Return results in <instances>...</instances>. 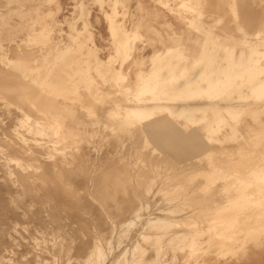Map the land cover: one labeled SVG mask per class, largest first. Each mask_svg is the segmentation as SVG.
<instances>
[{"label": "rangeland", "instance_id": "374dc122", "mask_svg": "<svg viewBox=\"0 0 264 264\" xmlns=\"http://www.w3.org/2000/svg\"><path fill=\"white\" fill-rule=\"evenodd\" d=\"M263 2L264 0H0V53L6 52L8 56V71L15 73L16 68L12 66L11 61L24 57L30 60L32 67L40 70L39 78L45 81L59 79L60 81H57L52 88L54 96H50L51 101L55 103L54 108L57 107L59 111L57 115L63 117L64 125H72L73 130L77 132L80 143L75 136L74 140L78 142L75 145L76 148L80 144L79 149L87 150V152L92 150V153L90 151L86 155V160L81 162L82 167L76 170L77 175L73 176L74 180L78 178L86 180V183L80 186L82 190H79L77 195L82 196V199L78 197L80 198V204L77 203L80 206L78 208L84 210L86 215L90 212L93 215H89L88 218L85 215L87 225L83 227L84 229L81 228L85 234L80 233V226L75 225L70 217L71 221H69L66 212H63V215L67 217V220L61 222L62 224L65 221L69 223L65 222L64 225L59 222L55 223L60 225H53L55 224L53 223L52 225L56 227H52L60 230H54L55 232L52 231V233L58 234L59 238L69 239L71 236L69 234H72L71 239L76 242L83 237V240H88L90 246L93 245V241L96 242L95 239L98 236L102 244L100 246L103 247L101 249L106 250L108 254L107 256L103 252L106 258L114 260L120 255L119 257H122L120 262L123 264V260L127 259L126 255L130 254L133 248L132 252L135 251L139 255V257L136 255L138 258L141 259L140 256H142L145 260L137 258L142 261L141 264H182L183 261H187L186 264H196L198 255L199 260L208 264H264V250L255 249L251 240L260 238L263 235V229L248 234L246 245L249 250L245 252L243 249L234 250L231 241L227 239L231 221L227 220V223L222 224L223 227L225 226V231L222 233L224 236L212 234L213 230L208 228L209 225L214 226L224 216L230 217L231 214H237L239 220L242 221L246 216L249 217V214H253L255 219L260 218L264 212L262 206L253 202L260 197L259 191L264 189V104L246 108L236 118L225 114V121L217 122L215 120L219 111L213 106L214 100L205 99L200 108L206 111L204 113L206 123L210 133L215 136L214 139L208 141V145L197 144L196 139L191 136L196 133L200 135L203 142L206 141L204 137L206 131L203 130L205 123L198 125L199 119L179 118L180 116L174 114V111H168L166 107L155 105L150 114L153 116L148 121H161L168 126V134L160 139L144 131L147 120L127 117L124 113L126 105L143 97V93L147 96L153 95V100L156 102L163 101L160 96L166 93L165 101L175 103L203 92L201 84L205 85L207 80L211 81L213 92L218 90L219 94H227V96L231 95L230 85L233 84L232 88H236L239 84L241 86L245 84L244 79L255 75V72H250L253 71L250 65L244 66V64H250L249 61L253 59L251 53L258 52L259 54L255 56L260 57L264 63ZM111 6L114 8L113 21L108 17V14L112 13ZM40 29H46L44 31L46 35L37 33ZM151 54L152 56L149 57ZM235 59L240 67H243L240 68L242 73L234 76L238 71L229 72L228 62ZM49 61L51 62L49 66L56 69L54 77H52L53 70L43 73L45 63ZM113 66L116 68L115 72L108 73L107 70L112 69ZM98 69L102 70L98 71ZM198 70L201 71L196 74ZM146 73L153 76L148 89L143 88L147 84L144 76ZM184 77L186 80L190 78V82L181 81ZM235 77L242 80L235 83ZM203 78H205L204 81ZM194 99L190 98L192 104ZM245 99L242 98L241 101L247 102ZM261 101H264V96ZM0 111L2 115L0 120L5 118L1 120L3 125L0 126L8 127V110ZM3 120H7L5 123L7 125ZM4 130L8 133L6 129ZM175 130L179 133L176 134ZM80 132L84 134L80 135ZM1 133L3 135L0 138L3 136L5 138V132L1 131ZM95 144L97 147L94 146ZM96 153L99 157L95 156ZM93 155L95 157L92 158ZM96 168L98 170L95 171ZM87 171L91 172L87 173ZM97 177L100 178L99 181ZM82 187L88 189L85 190ZM89 189H91L90 193ZM248 190H250L249 194ZM230 198L237 200L230 201ZM164 200L166 203L163 202ZM176 205L177 209L175 208L172 212L169 208L174 209ZM139 207L142 208L139 210ZM136 211L141 214V221L135 219V226L134 224L132 228L131 225L126 226L124 223L129 221ZM188 211L189 215H187ZM149 216L151 219L157 216L168 217L171 219L169 220L171 226L168 221V224L163 222L166 226L159 222L163 227H160L158 223H155L153 227L152 225L146 226L143 222L146 223V220L150 219ZM188 216H191L190 222L192 223L185 222V224L184 221H180L186 217L189 218ZM207 218L212 221L202 223ZM172 219L180 223L175 226ZM18 223L13 224L11 231L12 233L15 231L14 234L15 236L18 234L17 237L23 233L19 239L26 236L24 233L30 234L28 237L39 236L40 232L36 233V229L33 230L31 224H29L30 227L25 226L35 233L30 229L26 230L23 226L27 224L26 222ZM141 223L144 225L143 230L140 229L143 226ZM195 223L198 224L197 227L205 228L206 231L199 233L198 238L195 237L191 243L188 236L190 237L191 234L193 236L194 233H191L189 229L196 228ZM71 224L77 228L74 231L75 236H73L74 226L72 227ZM119 224L122 225L121 230L126 227L130 231L124 229L121 233ZM145 227L148 228H146L147 231ZM17 229L20 233L16 231ZM66 229L70 231V233L65 231V235L68 236H65L62 231ZM155 229L158 230L155 231ZM77 230L78 234H76ZM183 230L191 234L187 235ZM125 231L128 233L124 237L122 234ZM119 232L120 234H117ZM140 232L142 235L139 234ZM158 235L161 236L159 240ZM54 236L51 237L54 238ZM135 236L136 239L132 243ZM155 238L159 245L156 244ZM48 240L51 241L50 238ZM221 240H224V244L220 243ZM4 243L3 247L11 246L14 249L9 252L10 254L15 252L14 254L17 255L16 251L20 248H15L19 246L18 244L12 246L7 242L8 245ZM249 244L252 245L249 246ZM134 246H137L136 250ZM20 247L22 248V244ZM149 247L155 248L149 249ZM196 247L201 250L191 256L190 252L196 250ZM129 248L131 251L127 250ZM142 248L149 251L145 254L146 251ZM157 249L158 252L162 250L157 253L159 257L155 251ZM22 250L20 249V252ZM141 251H145L144 255L138 253ZM17 253L18 257L12 255L14 256V259L11 258L13 262L19 258V255L21 257L23 252ZM49 259L47 258L46 261L51 262L52 259L51 261ZM146 259L151 260L147 262Z\"/></svg>", "mask_w": 264, "mask_h": 264}, {"label": "bare ground", "instance_id": "6f19581e", "mask_svg": "<svg viewBox=\"0 0 264 264\" xmlns=\"http://www.w3.org/2000/svg\"><path fill=\"white\" fill-rule=\"evenodd\" d=\"M111 9H112V13L111 14L109 13L108 17L110 18L111 21H113V13H114L113 10H114V8H112V6H111ZM248 13L250 14V12H248ZM262 29H264V27ZM45 30L46 29H40L37 33H42V35H44ZM258 30H259V28H258ZM35 32H34V34H36ZM6 34H8V33H6ZM33 36H35V35H33ZM252 43H253V41H252ZM2 44H3V42H2ZM163 52H165V50ZM23 53H24V51H23ZM258 54H259L258 52L253 51L251 53V56L253 59L251 61H249L250 64H248V63L244 64V66L250 65V67L253 69V71H250V72L251 73L255 72V75L253 77H247L246 79H244L245 84L243 83L242 86L239 84V86H237L236 88H232L233 84L230 85L229 90L231 92V95H229V96H227V94H219L218 90H216V92H213L211 81L207 80L205 85L201 84V85H203V92H199L193 97L190 96V98H195L193 100L194 101L193 104H192V101H190V98L183 100L184 102L183 101H181V102L179 101V102H175V103H172L170 101L167 102V101H165L167 99L166 93H163L160 96L161 100H163V101L156 102L153 100V95L147 96V94L143 93V95H142L143 97H140L137 100L135 99V101H133V102L131 101L130 103H128L126 105V109L124 110L125 111L124 113L127 117H138L141 120H144V119L147 120L145 123L146 125H145L144 131H146V132L148 131L153 137L160 138V139H162V137H164V136L166 137V135L168 134V132H167L168 126L164 122H161V121H156V120L155 121L154 120L148 121V119L153 116V115L150 116V114H152L153 107L155 105H160L162 107H166V109H168V111H174L175 112L174 114L180 116L179 118L182 117L184 119H190V118L199 119L200 122L198 125L205 123V125L203 126V130L206 131V133L204 135L206 141L203 142L200 135H198L196 133H193L191 136L196 139L197 144L208 145V143H209L208 141L214 139L215 136H214V134L210 133L209 127L206 123V120L204 117L205 116L204 113L206 111L200 108L202 106L203 102L205 101V99L211 100V101L214 100L212 102L213 106H214V108H216L219 111V115L215 120L217 122L218 121L219 122L225 121V118H226L225 114L230 115L233 118H236V116H238L240 113H242V111L245 110L246 108H250L252 106L254 107L257 105H263L264 104V101H261L263 99V96H264V63L262 62V59L260 57L255 56ZM161 55H157V56L160 57ZM17 56H18V54H17ZM151 56H152V54L149 57H151ZM153 56H155V55H153ZM148 58H147V60H148ZM11 62H12V66L14 68H16L15 73H12V72L10 73L8 71V64L9 63H8V56H7L6 52L0 53V110H8L7 111L8 112V127L4 126L5 128H2L3 126H0V136L3 135V133H1V131L5 132L4 134L6 135L5 138H4V136H3V138H0V264H123L120 262V259L122 258V257H119L120 255L118 256L119 260L117 257H116L117 259L114 258V260H108L106 258L105 254H104V253H106V250L103 251V249H101L102 246H100V245H102V244L99 242L100 240L98 239L99 238L98 236H97V239H98L99 243L97 242V239H95L96 242L93 241V243H92L93 245L90 246V243L88 244V242H87L88 240H86V241L83 240V237L81 239H78V240L76 239L77 240V242H76L75 240L71 239L72 234H69V235H71V236H69L70 237V239H69L67 237L66 238H59V236H57L58 234L56 235V233H54L55 232L54 230H56V228H53V227H56V226H53V225H60V224H56L55 222H57V223L59 222L62 224V222L65 219L67 220V217L68 218L70 217L73 220V222H75L74 223L75 225H78V227L80 226V229L81 228L84 229L83 227H86V225H87V219L85 217L86 212L84 210H80L79 209L80 206H78V204H77L80 201V198L82 197L80 195L77 196L78 191L82 190V189H80V186L85 184L86 180L84 181L81 177H80L81 179L78 178V180H74L75 177H73V176L77 175L75 173L76 170L78 168L80 169L82 167V166H80L82 164L81 162L85 159L86 155L89 154L90 151L92 153V150L89 151V147H88L89 152H87V150H84V149H79L80 144H78V148H76L77 146H75V145L80 140V139H78L77 132L74 131L75 129L73 130L72 125L71 126H69L67 124L64 125L63 117L62 116L58 117V115H57V114H59V111L57 110V107L54 108L55 103L53 101H51L50 96H54V94L52 93V88L54 87L55 83L57 81L59 82L60 80L58 79L57 81H54V80L45 81V80L39 78V76H41L40 70L35 68V67H32L29 63L30 60L26 59L24 57L23 58L19 57L15 61L12 60ZM148 63H150V62H148ZM50 64H51V62L49 61V62L45 63L46 67L43 65L45 67L43 73L44 74L47 73L48 72L47 70H49V71L53 70L52 71V77H54V75H55L54 73H55L56 69L55 70L52 69L49 66ZM228 64H230V71L229 72L235 73V71L236 72L238 71L236 74H234V76L242 73V71H240V68H242L243 66L240 67V64L237 62V59H235L234 61L228 62ZM107 65H108V63H107ZM190 67H191V65H190ZM228 68H229V66H228ZM101 70L102 69H98V71H101ZM115 70H116V68H115V66H113L112 69H108L107 71H108V73H110L113 71L115 72ZM200 71L201 70H198L196 72V74H198ZM148 74L146 73V75H144L145 81L147 83L146 85L143 86L144 89H148L149 82L153 78V76H149ZM185 77H187V76H185ZM185 77L182 80L181 79H179V80H181L183 82L187 81L189 83L190 78H187V80H186ZM25 78H27V79H25ZM202 80L204 81L205 78H203ZM240 80H242V79L235 77V83L240 81ZM242 98H246L245 100H247V102L241 101ZM192 106H194V107L192 108ZM12 107H14V108L12 109ZM2 113H4V111ZM1 116L2 115H0V117ZM2 119H5V118H2ZM1 120H0V122H1ZM98 120H100V119L98 118ZM6 121L7 120L4 121V124L7 123ZM68 121H69V119H68ZM81 124H80V127L82 126ZM0 125H3L2 122ZM5 125H7V124H5ZM1 129H3V130H1ZM4 129H6L8 131V133ZM82 132H83V130H82ZM82 132H80V135L84 134ZM175 133L177 134L179 132L175 130ZM75 136H76L75 139H77L78 142L74 140ZM164 139L166 140L167 138H164ZM250 139H252V138H250ZM1 140H2V142H1ZM81 140H82V138H81ZM250 141H253V140H250ZM81 142L83 143V141H81ZM83 146H86V145H83ZM87 146H89V144H87ZM94 146L97 147L96 144ZM90 149H91V147H90ZM95 150H97V149H95ZM98 151H100V150H98ZM98 151H96V152L98 153ZM97 153L95 156L99 157L100 154L98 153L99 154L98 155ZM93 154H94V152H93ZM95 156L93 155L92 158ZM100 158L101 159L103 158L102 154H101ZM98 159H96V160L100 161ZM96 160H94V161H96ZM101 162H102V160H101ZM87 163H89V162H87ZM98 163L100 164V162H98ZM89 164H91V163H89ZM83 165H85V164L83 163ZM97 166H98V164H97ZM90 168H91V165H90ZM92 169L94 170V167ZM96 170H98V169L96 168L95 171ZM99 171H100V169H99ZM83 172H85V171H83ZM88 172H91V171H87V173ZM80 176H81V174H80ZM89 176L91 177V174ZM76 177H78V176H76ZM84 179H85V177H84ZM99 179L100 178H98V181H99ZM100 181H102V179ZM113 181L111 182V184L113 183ZM106 183H108V182H106ZM152 183H153V181H152ZM89 184H90V182H89ZM113 186H114V184H113ZM84 187H82V188H84ZM216 187H217V185H216ZM90 188H92V187H90ZM99 188H100V185H99ZM86 189H88V188H86ZM95 189H96V185H95ZM90 190L91 189H89V193H90ZM94 191H93V195H94ZM156 192H154V193H156ZM231 193H232V191H231ZM249 193H250V190H248V194ZM259 193H260V197L255 199L253 202L259 206H262L264 209V189L259 191ZM167 194H165V195H167ZM82 195H84V194L82 193ZM162 196H163V194H162ZM78 197H80V198H78ZM169 197H170V195H169ZM91 199H93V198H91ZM229 200L234 201L237 199L230 198ZM191 201H193V200H191ZM227 201H228V199H227ZM163 202L166 203L165 200ZM90 203H88V204L90 205ZM182 203L184 204V201ZM182 203H180V204H182ZM185 203H187V202H185ZM79 204H80V202H79ZM98 204H100V203H98ZM165 206H168V205H165ZM168 207H170V206H168ZM176 207H178V206L176 205L174 207V209H171V208H169V209L172 210V212H173V211H175ZM141 208L142 207H139L138 209L140 210ZM83 209H85V208H83ZM205 210H207V209H205ZM80 211H82V213ZM63 212H66V216L68 215L66 218L63 215ZM102 212H104V211H102ZM138 212H140V211H138ZM90 213H89V215H91ZM187 213H188L187 215H189L190 212L188 211ZM133 214H134V216L132 217V215H131V219L129 221L127 220L124 223L126 226L131 225V228H132V224L135 223V219L136 220L140 219V221L142 219L141 214H138L137 211H136V213H133ZM175 214L173 216H175ZM177 214H178V212H177ZM89 215H86L87 218ZM91 216H93V215H91ZM143 216L145 217V215H143ZM150 216H152V215H150ZM160 216H161V214H160ZM160 216L159 217L157 216L154 219H151V217H150V219H147L146 223L143 222V224L144 225L146 224V226L152 225V227H153V225L155 226V223H158L160 225L161 223H159V222H162V224H163L164 221H165L164 223H167V221L169 222V220H171L168 217L167 218L166 217L161 218ZM171 216H172V214H171ZM238 216L239 215H237V214H231L230 217H225V216L221 217L220 220L218 222H216V224L214 226L209 225L208 228H211V230H213L212 234L214 233L215 235L224 236V234H222V233L225 231V229H224L225 226L223 227L222 224L227 223L228 222L227 220L231 221V222H229L230 225H229V229H228L229 233L227 235V239L229 241H231V244H232L231 246L233 247L234 250L243 249L245 252H247L249 250V249L247 250L248 246L246 245L248 243V238H247L248 234L255 233V232H257V230L263 229V235L260 238H252L251 239L254 243L253 244L254 248L259 249V250L262 249V251H263L264 250V212L262 213V216L260 218L257 217L256 219H255V217H253V214H249V217L246 216L245 219L240 221ZM254 216H256V215H254ZM90 217H89V220L91 219ZM179 217L181 218L180 215H179ZM70 218H69V221H71ZM92 218H94V217H92ZM95 218H97V217H95ZM190 218H191V216L189 218L186 217V219L184 218V220H180V221H184V223L187 222V224L192 223V222H190L191 221ZM207 219H209V218H207ZM207 219H206V221H204L202 223H210L212 221V219H209V220H207ZM143 220H144V218H143ZM21 221L27 223V224L23 225L24 227H26L27 231H28V229H30V228L27 229V226L30 227L32 225L33 227H31V228H34L33 230L36 229V233L40 232L39 236L37 235V237H36V236L32 235L31 237H28V235L30 236V234L24 233V235H26L23 238L24 240L22 238L19 239L20 235H22L23 233L20 234L19 237H17L18 234H17V236H15V234H14L15 231L13 230L14 231L13 233L11 231L13 229V224L21 222ZM140 221H139V224H140ZM172 221H174L173 223L175 224V226L177 223H180L175 219L174 220L172 219ZM65 222H67V221H65ZM65 222L62 225H64ZM88 222H90V221H88ZM53 223H55V224H53ZM67 223H69V222H67ZM196 223L194 224V226L196 228L189 229L191 231V233L192 232L194 233L193 236L191 233H190L191 236L190 237L188 236L191 243L194 241L195 237L198 238L197 235H199V233H205V231H206L205 228H201L200 226L197 227L196 225H198V224H196ZM29 224H31V225H29ZM90 224H91V222H90ZM99 224L101 225V223H99ZM124 224H123V226H124ZM143 224L141 223V225H143ZM170 224H171V222H169V225ZM25 225H27V226H25ZM75 225H72V227L74 226L73 236H75L74 231L77 229ZM144 225L141 226L140 229H142V227L144 228ZM159 225L157 226V224H156V227L159 228ZM161 225H160V227H163ZM163 225L166 226L165 224H163ZM18 226H20V224ZM61 226H60V228L63 227V226L62 227ZM119 226H120V224H119ZM119 226H118V229H119ZM121 226H120L119 230H121V228H122ZM133 226H135V224ZM221 226H222V228H221ZM58 227L59 226H57V228ZM66 227H64V228H66ZM39 228H40V230H39ZM112 228H114V227H112ZM146 228L147 227H145V229ZM219 228H221V229L218 230ZM15 229H16V227H15ZM23 229H20V231L21 230L23 231ZM67 229L62 230L64 232V235H65V231L66 232L68 231ZM82 229L80 230V233L82 232ZM94 229H95V227H94ZM124 229H126V227ZM124 229L121 230V233L124 231ZM147 229L145 231H147ZM26 230H25V232L27 233ZM33 230H31V231L33 233H35ZM58 230H60V229H58ZM58 230H56V231H58ZM88 230H90V229H88ZM100 230H101V228H100ZM126 230H128V229H126ZM156 230H158V229H155V231ZM163 230H161V232H163ZM173 230H174V228H173ZM16 231L19 232L18 229ZM52 231H54V232L52 233ZM85 231H86V229H85ZM128 231H130V230H128ZM68 232L70 233V231H68ZM77 232H78V230L76 231V234H78ZM112 232H113V230H112ZM141 232L139 233L140 235H142ZM164 232H165V230H164ZM184 232L186 233V231H184ZM187 232L189 233V231H187ZM59 233H60V231H59ZM126 233H128V232L125 231L124 234H122V235L123 236L127 235ZM177 233H176V235H178ZM188 233H186V234L190 235ZM49 234H51V235H49ZM54 234H55V236H54ZM83 234H85V233H83ZM83 234H81V236ZM117 234H120V232ZM166 234H167V232H166ZM115 235H113V237ZM143 235H144V233H143ZM47 236H49V237H47ZM51 236H54V238H52ZM65 236H68V235H65ZM158 236H160V235H158ZM158 236H157V238L159 240V238H161V236L160 237H158ZM15 237H17V239H19L18 240L19 242L21 240H23V241H21L22 243H20V245L22 244V248L20 247L19 242L17 243V239ZM120 237H122V236H120ZM48 238H50L51 241L48 240ZM74 238H77V237H74ZM95 238H96V236H95ZM122 239H124V238L122 237ZM122 239H121V241H122ZM133 239H132L133 241H131L132 243L135 241L136 236ZM142 239L144 240V237ZM212 239H213V237H212ZM91 240H92V238H91ZM93 240H94V238H93ZM163 240H164V238H163ZM155 241H156V244L159 245V242L157 243V239ZM206 241H207V239H206ZM6 242L8 244H11L12 246H14L13 244H15V245L18 244L19 246H16V248L13 247L15 249H18V247L20 249H23L22 250L23 253L20 252V249H19V251L15 250L17 255H18L17 252H19V254L22 253L21 257L19 255L20 259L16 258L17 262H16V259H15V262H13L11 260L12 257H13L12 259H14V256H12V255L15 252L14 253L12 252L11 254L9 253L11 250L14 251V249H12V247L10 245L9 246L11 247V249H9L10 247L6 248L8 246H6V247L2 246L3 243L6 244ZM118 242L120 243L119 238H118ZM118 242H117V244H118ZM136 242L138 243V241H136ZM169 242H171V241H169ZM169 242H167V243H169ZM185 242H183V243H185ZM132 243H131V246H132ZM143 243L146 244L145 242H143ZM153 243H152V246H154ZM167 243H165V244H167ZM171 243H173V242H171ZM202 243H203V241H202ZM220 243L224 244V240H221ZM225 243H228V242H225ZM8 244H6V245H8ZM157 245H156V247H157ZM251 245L252 244H249V246H251ZM141 246H144V245H141ZM134 247L136 250L137 246H134ZM158 247L160 248L161 246H158ZM162 247H164V245ZM150 248L151 247H149V249ZM153 248H155V247H152L151 249H153ZM109 249H112V247L111 248L109 247ZM114 249H115V246H114ZM158 249L155 250L156 254L160 253L162 251L161 250L160 252H158ZM203 249H205V248H203ZM127 250H130V248ZM133 250H134V248L132 249V251ZM142 250L146 251V252L144 251L145 254L149 251V250L147 251V249H144V248H142ZM167 250H168V248H167ZM198 250H201V248L197 249V247H196V250L194 249V251H191L190 252L191 256H194V253ZM132 251L128 255L125 254L127 259L125 258L126 261L123 260L124 264H141L140 262H142V261H140V260H143L142 256H140L141 257V259H140V258H138L139 255L136 254L135 251L134 252H132ZM252 251H254V250H252ZM144 252L141 251L138 253L141 255H144ZM8 253H9V255H11V257L8 255ZM108 253H109V251H108ZM127 253H129V252H127ZM156 254H155V256H156ZM17 255H15V257ZM136 255H138V257ZM245 255H247V253ZM107 256H108V254H107ZM157 256L159 257L160 255L157 254ZM238 256H236V257H238ZM49 257H51L50 259H52V261L49 259ZM47 258L51 262H49V261L47 262L46 261ZM137 258L140 260H138ZM156 258H155V260H156ZM199 259H200V256L198 255L197 259H196V264H208L207 262L201 261ZM150 260L147 261V259H146L147 262H150ZM143 261H145V260H143ZM186 263H187V261H183L182 264H186Z\"/></svg>", "mask_w": 264, "mask_h": 264}]
</instances>
